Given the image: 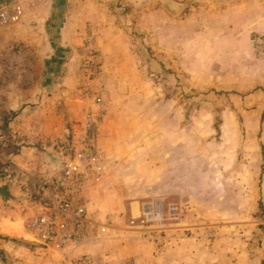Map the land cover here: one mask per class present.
Instances as JSON below:
<instances>
[{"label": "crops", "instance_id": "crops-1", "mask_svg": "<svg viewBox=\"0 0 264 264\" xmlns=\"http://www.w3.org/2000/svg\"><path fill=\"white\" fill-rule=\"evenodd\" d=\"M225 1L232 11L244 14L249 21L242 28L239 23L233 22L231 29L251 31L256 29V25L257 29L264 30V0ZM13 2L22 4L24 15L19 24L3 29L0 46L10 51L20 43L25 53H11L6 63L8 66H5L8 72L0 63V82L3 83V114L5 110L15 112L13 117H8L11 119L10 132L19 145L18 151L12 154V162L17 176L23 179L8 181L11 197L5 200L0 195V201L17 204L22 200L25 203L21 196L25 195L23 190L26 187H32V178L56 174L59 161L54 152V140L68 134L74 138L81 135L84 115L90 108L95 115H101L102 120L98 125V148L100 157L104 156L106 163L104 172H107L108 179L103 184L104 188L107 184L115 187L114 182L121 186L128 181L139 189L152 190L155 196L173 199L171 190H178L177 195L185 196V190L192 187L188 179L192 168V136L191 117L186 116L187 104L185 101L161 102L157 95L154 97L152 90L149 91L137 64L139 52L136 38L129 34L133 30L141 31L139 33H145L144 29L148 33L157 30L159 24L154 14L149 17L151 21L144 24L152 11L162 12L159 7L165 6L179 11L185 4L169 0H149L146 4L144 0H0V8ZM153 38L156 41L157 35ZM86 40L91 41L97 53L101 75L96 85L101 86V92H107L104 107L87 104L80 95V79L74 63L85 57L82 51ZM172 110L175 111L170 115ZM206 122L207 127L213 123L208 118ZM223 124L231 129L222 128L220 143L224 145V136L226 141L234 143L237 140L234 134L239 125L238 119L224 117ZM225 131L230 132L225 134ZM205 145L207 148L208 139ZM215 147L214 168L201 164L199 169L201 189H208L209 186L221 189L214 197H202L197 203V212L192 214H189L190 206L194 209L196 203L189 204L183 200L187 204L179 205L182 213L180 223L163 233L138 232L130 226L122 230L123 234L119 233L123 239H139L143 245L141 255L144 259L141 264H166V260L168 264H175L177 258L183 260L179 264H194V257L199 258L200 264H209V261L219 259L220 235L227 228L225 225L228 226L222 221H228L230 216L238 221L244 203L243 197L240 200L239 196H235L236 191L231 197H220L223 187L230 180L231 187L236 190H247L251 211L257 209L255 199H259L261 191L264 197V181L261 187L258 185L261 177L264 180V167L257 162L262 156L260 152L250 150L247 144L240 160L239 144L224 156L223 146H218L217 138ZM224 157L231 161L224 165ZM181 161L183 164H180ZM186 164L187 177L185 169L180 170V166ZM127 177L128 180H125ZM100 185H95L88 194L90 209L99 215L113 213L114 205L108 202L105 191L97 188ZM230 206L231 213L227 210ZM199 218L202 221H197ZM17 220L13 215L0 213L2 238L21 239L19 228L13 225ZM239 229L235 227V230ZM142 239L152 240L153 244H147L152 246L147 247ZM91 244L75 254H87L90 250L97 256L99 252Z\"/></svg>", "mask_w": 264, "mask_h": 264}, {"label": "rangeland", "instance_id": "rangeland-1", "mask_svg": "<svg viewBox=\"0 0 264 264\" xmlns=\"http://www.w3.org/2000/svg\"><path fill=\"white\" fill-rule=\"evenodd\" d=\"M148 1L144 0V3ZM173 1L185 5H182L179 11L167 6L159 7L163 9L162 12L152 11L148 15V20L144 21V24L150 22L149 17L154 14V19L159 24L157 30L149 31V33L147 29L143 31L145 33L133 30L129 34L136 38V48L139 52L137 64L142 74L141 79L146 82L149 91L152 90L154 97L157 95L161 102L185 101L187 104L186 116L191 117L192 168L189 175L187 164L180 166V170L185 169L186 177L188 175L192 187L185 190V196L177 195L178 190H171L173 199L162 198L166 204H187L183 200L188 201L189 204L196 203L194 209L190 206L189 214H192L197 212L196 206L202 197H214L221 190L210 186L208 189L199 187L201 164H207L208 167L213 168L216 164V138L218 146L219 144L223 146L221 147L223 156L232 152L233 148L235 149V146L239 144L241 160L243 150L244 148L245 151L247 150L248 144L250 150L260 152L262 156L257 162L264 167V30L257 29L256 25V29H250L251 31L241 29L249 24L247 17L242 13L232 11L225 0ZM173 1L169 0L172 3ZM233 22L239 23L241 28L231 29ZM154 35H157L156 41H154ZM87 41L84 42V51H82L85 57L73 62L80 79L81 90H78L87 104L104 107L107 92H101V86L96 85L101 69L98 65L95 66L96 71L92 72L93 68L89 64L92 56L86 48ZM0 52V60H2L0 63L4 68L12 52L21 55L25 53V49L22 44L17 43L10 51L7 48L1 49L0 46ZM96 54L94 55L95 60ZM6 67L4 69L8 72L9 69ZM2 87L3 83L0 82V124L3 126L4 118H8L15 112L5 110L3 114ZM97 97L102 99L101 104L96 102ZM173 111L175 110H172L170 115ZM89 112L94 115L93 117L100 125L101 115H95L91 108L85 112L84 121ZM224 117H235L239 125L234 134L237 140H234V143L226 141V136H224L223 145L220 143L219 133L221 131V136L222 128L228 127L223 124ZM206 118L213 121L210 127H207ZM98 125L95 128L97 141ZM229 132L225 131V134ZM207 139L208 147L206 148ZM101 160L104 166V156H101ZM227 161L231 160L224 157L223 164L225 165ZM180 164H183L182 161ZM106 175L107 172H104V177L99 183L101 185L97 188L105 191L104 195L108 202L114 205L113 213L103 212L101 215L96 214L95 211L93 213L100 222L110 225V234L92 242L93 249L99 252L97 256L93 255L90 250L87 255L91 264H141L144 259L141 255L143 245L140 244L139 239H123L119 233L123 234L122 230L128 229L129 220L138 216L142 206L156 196L152 194V190L139 189L128 181L123 182L121 186L114 182L115 187L107 184L104 188L103 184L108 179ZM15 178L23 179L15 172L12 179L5 181L11 182ZM125 180H128V177ZM263 181L261 177L258 182L260 187ZM26 182L29 185L28 180ZM230 183L231 180L226 182V187L222 185L223 193L220 197L224 199L231 197L236 191L235 196H239L240 200L243 197L244 203L240 208L238 221L233 216H230L226 222L222 221L228 226L225 225L227 228L220 235L221 253L218 254L219 259H213L209 261V264H264V197L262 191L259 199H255L257 209L253 212L248 204V196L245 192L247 190H236L231 187ZM0 185H2V180ZM92 188L94 189V186L91 187L89 193L93 190ZM23 192L25 195L21 196V199L25 203L22 200L17 204L12 201H0V213L16 217L18 220L13 225L21 232L18 235L21 239L0 236V264H52L44 252L34 248L31 236L23 228V221L33 213L35 202L39 200L32 187H26ZM227 210L231 213L232 206ZM113 215L116 218H112ZM110 217L113 220H110ZM199 220L202 221L200 218L197 219ZM238 222L240 223L235 224ZM235 227L240 229L235 230ZM143 241L146 246L148 243L153 244L152 240ZM152 244L147 247H151ZM94 256H96V262ZM165 263L168 264L167 260ZM179 263H183V260L177 258L175 264ZM193 263L200 264L199 258L194 257Z\"/></svg>", "mask_w": 264, "mask_h": 264}, {"label": "built area", "instance_id": "built-area-1", "mask_svg": "<svg viewBox=\"0 0 264 264\" xmlns=\"http://www.w3.org/2000/svg\"><path fill=\"white\" fill-rule=\"evenodd\" d=\"M23 15L21 3L2 6L0 33L19 24ZM86 48L92 56L89 64L92 72H95V66H98L94 59L96 51L90 40ZM96 102L101 104L102 99L97 97ZM93 116L90 112L86 114L84 132L78 137L68 134L54 140V152L59 161L55 175L30 178L39 202L35 204L33 213L24 220L23 227L31 236L34 248L44 252L56 264H91L86 253L75 252L110 234V225L100 222L90 209L88 196L91 187L99 184L104 177L95 133L98 121ZM11 141L17 142L11 132L0 124V161L6 165L5 180L12 179L16 172L12 155L5 154ZM181 219L179 204H166L162 197L156 196L143 205L138 216L129 220V226L138 232L163 233L179 224Z\"/></svg>", "mask_w": 264, "mask_h": 264}, {"label": "trees", "instance_id": "trees-1", "mask_svg": "<svg viewBox=\"0 0 264 264\" xmlns=\"http://www.w3.org/2000/svg\"><path fill=\"white\" fill-rule=\"evenodd\" d=\"M8 4H10V3H5V5H8ZM12 117H13V115H12ZM10 120L11 119H9V118H4L3 128L7 132H10V128H9ZM11 139H12V137H11ZM16 144H17V142L11 141L8 149L5 151V154L6 155L15 154L18 151V149H19V147ZM6 176H7L6 165L2 161H0V182L2 180V185H0V195H1V197L3 199L9 200L10 197H11V194H10L9 187H8V181H5V177ZM38 202H39V200H37L35 202V204L38 203Z\"/></svg>", "mask_w": 264, "mask_h": 264}, {"label": "bare ground", "instance_id": "bare-ground-1", "mask_svg": "<svg viewBox=\"0 0 264 264\" xmlns=\"http://www.w3.org/2000/svg\"><path fill=\"white\" fill-rule=\"evenodd\" d=\"M11 229V228H10ZM9 233H11V232H9Z\"/></svg>", "mask_w": 264, "mask_h": 264}]
</instances>
